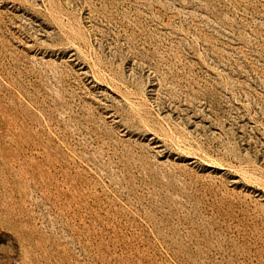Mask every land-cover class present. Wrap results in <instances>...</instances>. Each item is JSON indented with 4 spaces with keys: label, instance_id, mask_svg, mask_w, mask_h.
Masks as SVG:
<instances>
[{
    "label": "rangeland",
    "instance_id": "obj_1",
    "mask_svg": "<svg viewBox=\"0 0 264 264\" xmlns=\"http://www.w3.org/2000/svg\"><path fill=\"white\" fill-rule=\"evenodd\" d=\"M0 264H264V0H0Z\"/></svg>",
    "mask_w": 264,
    "mask_h": 264
}]
</instances>
